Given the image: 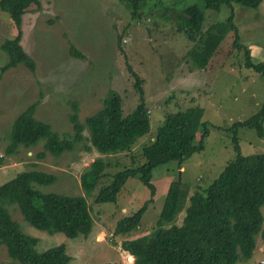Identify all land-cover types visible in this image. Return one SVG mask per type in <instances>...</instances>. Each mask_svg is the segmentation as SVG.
I'll return each instance as SVG.
<instances>
[{
    "label": "rangeland",
    "instance_id": "rangeland-1",
    "mask_svg": "<svg viewBox=\"0 0 264 264\" xmlns=\"http://www.w3.org/2000/svg\"><path fill=\"white\" fill-rule=\"evenodd\" d=\"M133 1L39 0V8L31 5L21 23L20 44L34 61L35 71L19 65L0 79V185L19 172L37 170L56 177L54 184L39 186L41 192L66 196L84 195L80 177L95 159L103 156L86 150L88 142L60 157L47 153L37 159L42 144L6 155L12 122L36 103V119L60 135L72 134L69 115L74 104L83 121L101 108L109 90H115L122 99L123 115H127L138 103L129 68L142 79L150 131L136 141L131 152L106 158L109 166L105 176L86 197L93 219L87 237L70 239L62 233L38 230L25 222L15 207L9 208L21 230L38 239L37 251L64 244L70 256L68 264H133V257L120 248L122 240L149 235L154 230L173 182H179L185 194L174 222L179 225L188 198L210 185L235 156L225 130L250 118L264 102V77L244 67V52L233 45L232 32L225 36L208 66L198 69L187 55L193 43L176 30L175 18L166 21L162 17V13L168 15L165 8H171L169 15L174 16L187 5L198 4L204 14L202 28L206 29L225 21L232 10L239 43L253 50L254 62L264 63V0L255 9L232 4V9L222 6L219 12L205 9L199 0H163V5L156 8L158 14L143 13L135 19ZM15 34L9 16L0 10V46ZM71 45L83 59L71 55ZM8 61L7 53L0 49V69ZM196 106L202 109V120L209 128L204 150L191 155L181 168L175 161L155 167L151 172L154 195L139 227L130 235L114 236L117 221L138 210L150 199V191L136 176L125 183L115 203H95L97 193L116 172L144 162L140 149L154 138L167 114ZM83 135L88 137L87 131ZM238 137L242 155L264 152V139L258 138L254 130L242 129ZM261 213L264 219V206ZM256 248L250 259H239L237 264L264 261V242L259 237ZM7 261L5 248L0 246V264Z\"/></svg>",
    "mask_w": 264,
    "mask_h": 264
},
{
    "label": "trees",
    "instance_id": "trees-1",
    "mask_svg": "<svg viewBox=\"0 0 264 264\" xmlns=\"http://www.w3.org/2000/svg\"><path fill=\"white\" fill-rule=\"evenodd\" d=\"M205 9L219 12L222 6L232 9V4L255 9L262 0H199ZM132 17L158 14L156 8L163 0H134ZM148 3H152L148 5ZM39 0H0V10L6 13L16 30L12 39H6L0 49L7 53L9 61L0 69L1 76L12 68L23 65L35 71V63L23 50L21 23L23 14ZM141 10H143L141 12ZM163 20L172 21L176 30L193 43L187 52L192 64L204 69L215 55L225 36L232 32L233 45L244 52V67L264 77V63L254 62L251 51L239 43L237 28L231 10L228 18L203 29V9L198 4L187 5L181 13L169 15L173 10L165 8ZM171 16V18H170ZM71 55L84 56L71 45ZM134 78L138 103L127 115H123L122 99L115 90H109L101 108L81 121L74 104L69 115L72 134L60 135L51 126L35 118L36 103L29 105L12 122L6 155H13L20 148L32 149L42 144L36 154L43 159L47 153L60 157L73 152L79 144L89 143L85 149L95 150L103 157L95 159L80 177L84 195L66 196L44 193L39 186L55 183L52 174L37 170L17 173L0 185V246L5 248L9 261L4 264H68L70 256L65 245L59 244L44 251H37L38 239L25 234L12 219L10 207L21 214L23 220L34 228L49 234L62 233L67 238L87 237L93 228V219L87 198L105 176L109 166L106 158L132 151L136 141L150 131V115L142 79L129 68ZM203 111L190 107L184 111L167 114L156 135L140 149L144 162L138 167L126 168L112 175L110 182L101 187L95 203H115L125 183L134 177L150 191V199L128 216L117 221L114 236L132 234L140 225L143 214L151 201L155 187L151 183L152 170L168 162L181 164L196 152L204 150V140L209 134L208 124L202 120ZM264 102L250 118L236 122L226 129L235 156L228 161L220 174L206 188L195 191L184 208L182 222L175 218L184 203V191L179 182L170 184L154 230L120 243L122 251L133 257V264H237L239 259H250L257 246V237L264 242V152L242 155L238 132L254 130L264 139ZM87 131L88 137L83 135ZM110 264V263H108Z\"/></svg>",
    "mask_w": 264,
    "mask_h": 264
},
{
    "label": "built area",
    "instance_id": "built-area-1",
    "mask_svg": "<svg viewBox=\"0 0 264 264\" xmlns=\"http://www.w3.org/2000/svg\"><path fill=\"white\" fill-rule=\"evenodd\" d=\"M259 264H264V261H260Z\"/></svg>",
    "mask_w": 264,
    "mask_h": 264
},
{
    "label": "crops",
    "instance_id": "crops-1",
    "mask_svg": "<svg viewBox=\"0 0 264 264\" xmlns=\"http://www.w3.org/2000/svg\"><path fill=\"white\" fill-rule=\"evenodd\" d=\"M250 51H251V55H252L253 50L251 49ZM256 247H257V246H256ZM256 249H257V248H256ZM256 249H255V250H256Z\"/></svg>",
    "mask_w": 264,
    "mask_h": 264
}]
</instances>
